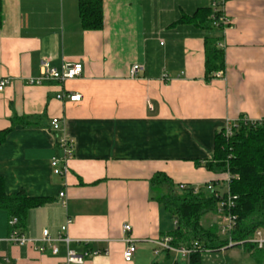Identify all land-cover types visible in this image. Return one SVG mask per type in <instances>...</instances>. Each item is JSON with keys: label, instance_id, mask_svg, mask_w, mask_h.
Masks as SVG:
<instances>
[{"label": "crops", "instance_id": "0c3cea01", "mask_svg": "<svg viewBox=\"0 0 264 264\" xmlns=\"http://www.w3.org/2000/svg\"><path fill=\"white\" fill-rule=\"evenodd\" d=\"M214 3L225 28L183 22ZM79 4L2 0L0 79L9 85L0 93V132L11 131L0 145V177L7 195L48 203L28 212L23 231L12 232L0 210V264H65L69 250L99 252L84 264H129L127 238L137 249L130 264H191L157 244L177 222L153 199L151 182L164 174L175 190L212 184L227 192V174L204 164L227 123L264 120V0H103L100 31L83 29ZM207 39H219L224 51L221 78L206 77ZM43 61L59 70L80 63L83 76L32 84ZM134 66L141 67L136 78ZM74 94L80 102H70ZM63 136L74 154L55 175L51 162L64 156ZM69 220L68 246L58 238ZM44 231L54 242H43ZM14 233L32 243L8 242ZM200 264L260 263L234 246L202 253Z\"/></svg>", "mask_w": 264, "mask_h": 264}, {"label": "trees", "instance_id": "16d2710c", "mask_svg": "<svg viewBox=\"0 0 264 264\" xmlns=\"http://www.w3.org/2000/svg\"><path fill=\"white\" fill-rule=\"evenodd\" d=\"M80 18L85 30L103 29V0H80ZM211 9H201L188 22L206 30L222 29L213 26ZM3 26L2 0H0V29ZM219 39H207L206 77L208 80L225 69L224 51ZM24 121H21V124ZM13 124L19 122L13 120ZM11 131L0 132V145ZM204 167L215 174H229L234 181L229 194L236 197L231 215L236 217L234 230L226 236L220 234L218 212L221 194L202 188L180 190L175 194L171 180L164 174H157L152 180L153 199L163 206L177 222L171 234L173 245L191 248L198 244L202 249L217 252L226 249L230 242L243 243L260 264H264V250L251 244L258 231L264 232V120L250 123L241 120L234 128L231 138H226L225 129L216 137L214 157ZM212 185V184H211ZM218 194V195H217ZM225 195V194H224ZM227 196H225V199ZM48 200L29 198L26 194L7 195L4 180L0 177V210L8 213L10 221L17 220L11 231L26 228L27 215L32 209L45 206ZM208 218V219H207ZM239 246V245H237ZM191 264H200L201 254H193Z\"/></svg>", "mask_w": 264, "mask_h": 264}, {"label": "built area", "instance_id": "2783aa9c", "mask_svg": "<svg viewBox=\"0 0 264 264\" xmlns=\"http://www.w3.org/2000/svg\"><path fill=\"white\" fill-rule=\"evenodd\" d=\"M212 11H213V13H212L211 18L213 20V26L225 28L229 24V22H228L227 18L220 12L217 4H215V3L213 4V10ZM139 71H141V67L140 66H134L132 71H131V77L136 78ZM82 76H83V65L80 63L65 64L59 70L57 68L52 67L48 61H43L42 67H41V77L39 80L32 82V84L41 85L42 83H45V82H56V83L63 84V83L68 82V81L79 79ZM215 76L217 78H221L222 73H217ZM8 85H9L8 80L0 79V93H2L3 90ZM57 99L62 101V100H64V96L63 95L58 96ZM68 99L70 100V102H80L81 96L74 94V95H70L68 97ZM250 123H255V121L254 122L250 121ZM235 127H236V125L227 123V125L225 127L226 138H231L233 136ZM52 129L55 132L59 131L61 129V123L58 119H55L52 121ZM57 145L62 150L64 156L62 159L54 158L51 162V167H52L53 173L55 175H62V173L64 171H66V169H67V167H66L67 159L72 157L74 154V144L67 137L63 136V137L58 139ZM233 181H234V178H232L229 174H227V179H226L227 192L225 193V195L221 194V197H220L221 204H220V208H219V212H218V218L220 219V234L223 236L229 235L234 230L235 224H236V217L231 215V210L234 207V201H236V197H232L229 194V187ZM206 188L208 191L213 190V186L211 184L207 185ZM182 189L185 190L187 188L183 187ZM199 191H200L199 188L194 189L195 193H198ZM225 196H227L226 199H225ZM60 198L62 200V203L65 205L66 204V195L64 193H61ZM70 223H71V221L69 220L67 223V226H64L62 228L61 233H60L59 238H58L59 242H64L68 246L71 243V239L67 235V229H68V226ZM16 224H17V220L14 219V220L10 221L11 227H14ZM123 231L127 234L130 233L131 232V226L125 225L123 227ZM7 241L12 243V244L21 245V246L32 243L31 240H29L23 236H18L15 233L12 234ZM43 242L48 243V244L54 242L50 238L48 231L43 232ZM125 242L127 244V247L124 251L123 257H124V261L126 263L130 264L133 262L136 251H137L136 242L134 240H132L131 238H127L125 240ZM250 243L256 245V247L259 250H264V232L258 231L256 233L255 237L252 240H250ZM157 244L159 246H161V248L163 250H167V251L175 250V251H177L179 254H181V256L183 258H189L193 254H196V253L202 254L205 252H210V251L202 249L198 244L193 245L191 248L175 247V246H173V239L172 238H167L164 241L157 242ZM237 245L243 246L244 244L243 243L234 244L233 242H230L229 245L227 246V248H232V247L237 246ZM52 253L54 255H56L58 253V249L55 246L52 248ZM97 254H99L98 251L87 250L83 254L79 255L76 252L69 250L65 264H84V262L87 258H89L93 255H97Z\"/></svg>", "mask_w": 264, "mask_h": 264}, {"label": "rangeland", "instance_id": "374dc122", "mask_svg": "<svg viewBox=\"0 0 264 264\" xmlns=\"http://www.w3.org/2000/svg\"><path fill=\"white\" fill-rule=\"evenodd\" d=\"M180 193V190L176 189L175 190V194H179ZM208 219V218H207ZM248 254V253H247Z\"/></svg>", "mask_w": 264, "mask_h": 264}]
</instances>
